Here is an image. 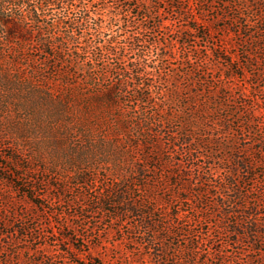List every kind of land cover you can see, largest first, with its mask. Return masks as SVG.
Returning <instances> with one entry per match:
<instances>
[{
  "label": "trees",
  "instance_id": "obj_1",
  "mask_svg": "<svg viewBox=\"0 0 264 264\" xmlns=\"http://www.w3.org/2000/svg\"><path fill=\"white\" fill-rule=\"evenodd\" d=\"M162 2L188 22L185 30L166 26ZM164 28L178 39L160 41ZM191 38L213 39L208 57L224 74L189 66ZM240 48L245 63L230 52ZM263 65L264 0H0V92L20 98L18 111L38 135L66 144L75 164L50 171L75 181L80 205L129 223L127 264H208L211 256L230 264L222 245L243 242L252 247L248 262L259 264L253 253L264 248V186L247 182L264 179V116L240 113L233 83L247 73L263 82ZM5 109L0 104V116ZM240 132L254 136L256 159L235 146ZM13 151L0 152V183L14 184L42 213L61 205L70 188L57 187L59 197L44 191L49 180L32 176L22 165L28 159ZM200 158L210 160L205 171ZM195 167L197 181L182 180ZM4 198L0 239L11 237L0 245V264H54L41 247L21 258L17 244L48 232L39 228V210Z\"/></svg>",
  "mask_w": 264,
  "mask_h": 264
},
{
  "label": "rangeland",
  "instance_id": "obj_2",
  "mask_svg": "<svg viewBox=\"0 0 264 264\" xmlns=\"http://www.w3.org/2000/svg\"><path fill=\"white\" fill-rule=\"evenodd\" d=\"M169 3L170 2H162L159 5L161 17L166 26L173 25V28L176 30L179 28L185 30L188 27L186 26L188 22H186L184 18L177 16V13L173 11ZM160 30L161 31L157 33V38H159L160 41L169 42L173 39H178L179 34L174 29L173 31H168L167 28ZM214 36L219 37V33L215 32ZM212 40L213 39L208 41L202 40V38H191L185 48L188 50L191 57L192 64H189V66L193 65L196 68L209 67V69H212L213 75L217 77L222 73L224 74V70L220 71V65L217 64L211 56L208 57V55L212 53ZM233 44H235V40ZM176 50L177 56H179L182 52L181 45L178 44ZM230 52L236 53L237 57L245 63L241 48L239 51ZM170 67L175 66L172 65ZM233 91L235 92L236 100L239 102L238 107L241 109L240 113H244V111L248 110L255 112L256 115L264 116V81L260 82L250 73H247L243 78L234 79ZM243 95H245V97ZM0 101H2L6 107V113L0 116V152L8 156L14 153L13 148L21 151L24 154V159H28L29 163L22 162V165H25L33 171L32 176H39L46 181L49 180L50 184L48 183L47 185L50 186H41V188L49 194L59 197L57 187H64V185L71 190V192L67 191L60 195L61 205L57 203L52 209L42 213V211H40L29 199L24 197L21 192L15 190L13 187L14 184L0 183V210H2L3 206H7V201L4 197H13L20 201V203H18L19 208H24L29 212H36L39 210L38 213L43 215V222L41 225L39 224V228H41V231L46 230L48 232V234L46 233V235L39 240H32L29 236L26 238L27 241H21L20 244H17L19 250L24 249V252L21 253V258L30 255L27 249L33 252L35 249L41 247L45 250L46 256L49 257L54 264H81L96 258L99 260L103 259L105 264H127L128 254L131 248L134 247V244L130 241L131 230L129 229V223L119 221V218H112V214L107 211H96L90 214V207L81 206L80 203L82 202H79L80 200L76 197L80 191V187L74 184L75 181L72 179L66 180L64 179V175H58L59 173H52L50 171V169L55 166L63 169L65 167L68 168L71 164H75L74 160L67 158L65 155L66 152H64V149L66 144L56 140L58 136L46 134L42 137V135H38L36 131H34V126L30 124L27 118L21 115L20 110L18 111L22 106L18 96L11 98V96L7 94V90L3 89V91L0 92ZM235 135V146L237 145L236 147L239 148L243 147L245 155H249L256 159L259 156L257 154L259 146L254 143V136L250 137L248 134H246L247 136H243L241 132L235 133ZM163 141L166 142L165 139H163ZM229 156L230 154L228 157ZM178 158L182 159L180 168L182 170H187L190 166L188 157L186 155H180ZM3 159L8 165L11 163L5 158ZM209 161L210 160L200 158L196 161V164L200 167H204L203 170L205 171ZM211 162L216 165L220 164L218 161ZM221 165L229 168L232 167L229 161L226 160ZM177 169L179 168L170 169L169 165L166 167L167 171H174ZM262 171H264V166L259 165V174L263 173ZM197 173L198 170L195 167L188 174L189 177L185 176L182 180L185 182L189 180L190 183H195L198 179ZM262 177V175L254 176L253 181L247 182V184L250 183V186L256 188L257 185L264 186V179H262ZM91 194L93 196L96 195L95 192H91ZM262 211L264 212V208ZM66 225L70 228L64 229ZM34 226L35 223L31 225V227ZM14 229L9 228L8 231L11 233ZM206 230H208L207 227H205V231ZM212 230L213 227L209 226L210 233ZM65 233L66 235H70V239H65L64 242V238L61 235ZM81 236H84L86 241H84ZM10 237L11 236L0 239V245L6 246L5 242L9 241ZM222 246L224 256L230 261V264H250L246 256L252 253V247L249 243L243 242L237 246L246 251L245 255L239 254L236 249L237 247L229 243H225ZM136 248H138V246H136ZM81 250H84V252L81 253ZM75 253H79V256H75ZM253 256L259 258V264H264V248H262V252L253 253ZM218 262L216 258L212 256L209 257L208 264Z\"/></svg>",
  "mask_w": 264,
  "mask_h": 264
}]
</instances>
